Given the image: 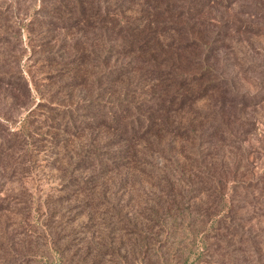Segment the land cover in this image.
I'll return each instance as SVG.
<instances>
[{
	"label": "rangeland",
	"instance_id": "1",
	"mask_svg": "<svg viewBox=\"0 0 264 264\" xmlns=\"http://www.w3.org/2000/svg\"><path fill=\"white\" fill-rule=\"evenodd\" d=\"M76 1L83 5L85 19L66 34H57L73 39V53L67 57L88 68L86 85L95 100L91 106L98 110L91 108L95 116L84 120L89 129L81 142L69 144L67 152L56 157L55 102L34 96L31 122L39 126L37 134L45 136L41 148L26 156V151L12 143L4 146V141L18 142L14 134L29 127L20 122L29 110L16 114L10 99L0 95V264H264V0H0V73L19 71L31 86V76L36 80L59 69L58 57L51 62L44 57L46 52L57 53L56 45L38 46L46 27L36 22L52 15L70 18L66 24H72L76 14L68 17L64 10L73 9ZM159 20L169 25L155 37L154 29L164 28ZM51 34L56 33L44 38ZM138 45L156 55L164 53L162 58L172 55V74L179 78L197 80L200 74L203 81L220 83L227 92L221 94L222 104L217 94L200 104L207 109L214 103V110L223 106L216 113L222 144L211 152L215 162L224 160L230 169L219 170L212 180L197 178L198 186L212 195L197 199L195 221H184L173 207L164 211L169 215L154 207L143 171L124 166L114 171L117 178L102 181L87 178L91 171L73 173V161L65 159L77 144L98 146L100 153L117 142L118 129L99 126L104 112L97 97L106 102V118L113 112L114 117L120 115L113 102L129 98L126 91L136 92L134 102L147 98L135 74L107 88L100 78L104 71L130 66L138 56L144 59L136 66L149 65L146 53L134 51ZM80 69L74 71L81 74ZM192 84L196 95L197 81ZM116 121L119 128L122 120ZM73 176L81 183L76 185ZM102 182L108 184L106 205L93 197V186ZM79 184H85L90 194L86 198L78 195ZM114 202L121 211L111 215ZM187 224L190 228H184Z\"/></svg>",
	"mask_w": 264,
	"mask_h": 264
},
{
	"label": "trees",
	"instance_id": "2",
	"mask_svg": "<svg viewBox=\"0 0 264 264\" xmlns=\"http://www.w3.org/2000/svg\"><path fill=\"white\" fill-rule=\"evenodd\" d=\"M64 1L68 0H60V2ZM156 1L158 0H153V2L157 3ZM81 7L83 5L76 1L75 4L73 3V9L66 8L64 10L69 15L68 17H74L73 15L76 14L74 18L76 21L72 22V24H66L69 23L70 18L64 17L66 18L65 20H59L63 18H56L52 15L40 16L42 18L36 22L46 27L44 28L45 30L39 33L40 37H43L41 38L43 44H38V46L42 47V45L47 46L49 44L53 46L54 44L57 47V53H53V51L46 52L48 56H44L45 59L51 62L55 60V57H58L60 60H56L55 64L59 65L63 70H59L60 68L54 69L50 66L52 63H46L53 70L42 74L40 79L35 78L36 80H33L34 77L31 76V86H29V81L23 73L19 71H1L0 73V95L7 100L10 99L16 108V114L27 112L36 95L45 99L49 98L55 102L54 109L57 112L55 113L54 121H57L56 119L59 121V124H56L58 127L55 128L58 136V143L55 144L56 148L54 150L56 157L61 153L60 151L67 152L69 144L71 145L77 140L81 142L80 139L83 136V132L89 129L85 125L84 120L95 116L91 108L98 110L97 107L91 106L95 100L91 99L89 85H86V81L89 79L88 68L84 69V63L82 62L74 64L71 61L72 55L69 58L67 57L68 54L73 53V39L70 40L67 35L60 37V34H57L82 24L80 21L85 18L81 14V12L83 13ZM250 15L253 16V14ZM152 18L154 19V17ZM159 21L164 28L160 29L158 27L154 29L155 37H159L169 25L166 20ZM155 23L159 24L156 18ZM0 29H3V27L0 26ZM50 32H55L56 34H51V37L46 36L49 38H44V35ZM138 47L134 51L146 53L147 56L145 57L151 61L149 65L140 66L139 64L136 66L138 62L144 59V57L138 56L139 58H135V63L130 66L118 67L117 71L112 70L110 72L107 70L100 76L105 82L104 87L107 88L110 87L109 83H119L122 78H129V76L135 74L136 82L140 85L141 91L144 90L141 95H146L147 97L144 100L134 102L132 100L134 98L131 97L133 96L132 93L136 92L125 90L129 98H119L117 102H113L115 104L114 111H121V113L118 117H114L117 114L113 112L111 118H106L105 116L106 102L102 104L101 100H99L100 96L97 97L99 99L96 100L101 104V113L103 114L104 112L103 120H101L99 126L101 129H105V127L114 130L118 129L120 133L117 142L109 144L108 149L105 150L108 151L107 153L112 152L115 158L106 157L105 151L99 153L100 149L98 146L81 145L78 148L77 146L79 145L77 144L73 147L71 146L73 153L65 159L69 163L73 161L71 164L73 173H81L83 171L88 173V171H91L87 178H101L102 181L105 178H115L117 174L115 175L114 171H119L124 166H132L136 170L143 171L142 175L150 180V193L147 196L150 195V200L152 198L154 207L157 206L160 210L163 209V213L166 209L173 207L184 217V221H195L197 220V199L204 194L208 197L212 195V192H208V189L198 186L201 181H197V178L212 180V178H216L215 176L219 170L220 173H223V168L228 171L230 169L227 165L229 163L224 160L215 162L217 160L213 159V153L211 152L212 147L218 142L222 144V138H220L218 133L221 129L216 122L219 116L216 113L223 106L219 104V109L214 110L216 109L214 103L210 104L207 109L200 105L202 102L214 98L216 94L219 95V101L222 104V99L225 95L222 96L221 94L226 92V90L222 88L220 83L203 81L200 74H197V80L187 79L186 77L179 78V76L172 74V67H175L173 63L175 60L172 55L171 57L166 55L162 58L164 53L156 55L148 48L144 49L140 45ZM2 49H4V46L0 45V54ZM83 53V50H81V54ZM76 67L81 68V74L79 70L74 71ZM60 77L64 81L60 80ZM45 81H48V83ZM195 81H197L195 86L196 95H192L194 93L192 83ZM102 96L104 95L102 94ZM128 101L135 103V105L132 107V105L127 103ZM129 105L136 109V112H130L132 108L128 107ZM32 111L29 110L20 121L21 127H29L14 134V138L18 142L13 143L3 140L4 146L12 143L16 149L26 151V156H29V151L36 152L41 148V137L45 136V134H37L40 128L36 122H31L33 120ZM4 115H6V112H3L2 116L6 120L10 119V116L6 118ZM115 118L122 120L119 128L115 126L117 123V121L114 123ZM135 151L142 154L139 155ZM75 156H77V159L74 161ZM56 161L60 160L56 159ZM232 174L234 176L233 171ZM124 175H129V172ZM73 178L75 184L77 183L76 185L81 183L80 178H76V176H73ZM106 186L108 184L105 182L93 186L95 190L93 197L97 195L95 197L100 199V205L110 203ZM84 187L79 184L78 190L80 191H78V195L82 193L86 198L90 194L86 192L88 190L84 189ZM197 187L199 188L197 189ZM113 205L115 207L110 209L112 211L110 212L111 215L121 211V208H116L115 202ZM98 206H94L96 211ZM94 208H89V211ZM164 215H169V211L165 212ZM184 228H190V226L187 224Z\"/></svg>",
	"mask_w": 264,
	"mask_h": 264
}]
</instances>
